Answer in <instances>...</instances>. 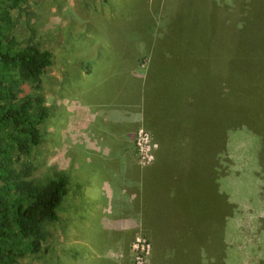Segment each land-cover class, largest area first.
<instances>
[{
	"label": "trees",
	"instance_id": "16d2710c",
	"mask_svg": "<svg viewBox=\"0 0 264 264\" xmlns=\"http://www.w3.org/2000/svg\"><path fill=\"white\" fill-rule=\"evenodd\" d=\"M143 1L114 0V17L120 18L125 7L144 8ZM24 2L0 0V264H17L42 251L48 227L58 221V208L67 194V177L63 174L46 184L31 179L32 154L42 142L41 126L50 114L40 84L53 59L48 50L32 42V28L14 30L10 10ZM160 3L165 5L159 8ZM160 3L157 10L166 12L160 18L166 34L160 38L145 36L151 26L145 23L144 32L133 39V44L145 43L149 59L142 85L144 126L139 127L150 134L158 150L148 166L161 167L182 192L188 186L204 187L207 196L183 198L184 213L177 224L188 238L186 243L192 239L189 249L193 258L198 259L200 253L206 256L208 238L214 261L221 264L226 223L238 206L220 187V181L230 174L226 145L229 133L240 122L254 139L263 135L241 106L255 101L264 104V41L258 46L252 36L253 31L264 28V0ZM28 33L30 36L23 40ZM181 35H185L186 42ZM210 36L213 42L218 39L217 45L224 43L227 48L229 44V54L224 47L211 58ZM246 36L253 39L244 40ZM247 42L255 44L258 52L246 50ZM226 54L243 64L258 56L257 65L249 63L247 68L252 73H242L246 74L241 84V71L234 76L227 74ZM128 59L119 61V67L126 66ZM26 85H32L34 91L24 93ZM253 92L259 93L256 98L250 97Z\"/></svg>",
	"mask_w": 264,
	"mask_h": 264
},
{
	"label": "rangeland",
	"instance_id": "374dc122",
	"mask_svg": "<svg viewBox=\"0 0 264 264\" xmlns=\"http://www.w3.org/2000/svg\"><path fill=\"white\" fill-rule=\"evenodd\" d=\"M24 1L17 8L10 10L14 30L32 28L34 30L31 33L32 42L40 49L48 50L53 59L52 66L44 72L40 84L45 105L49 107L50 114L44 125L41 126L43 131L42 142L32 154L34 171L31 179L36 184H46L63 172L68 177L71 175L68 172V167L72 164L71 157L68 153L64 154V150L66 145L72 142L73 130H76L78 123L82 122L78 112L79 103L74 96L84 91L82 98H88L89 96L85 94L95 88L98 82L95 85L92 83L99 79L98 76L107 71L105 69L108 67L115 70L118 67L117 63L123 62L127 58L130 60H126L128 61L126 74L123 77L118 76L121 85L123 78L132 77V79L134 78L133 82L143 78L149 60L146 45L142 41L133 44V39L144 32L145 23L151 25L147 27L148 30H145V36L159 38L164 36L166 29L160 18L166 12L157 10V6L160 4L161 7L159 6V8L165 5L160 3V0H144L142 3L144 8L140 5L132 8L125 7L120 11V18L114 17V0L109 2L104 0ZM168 22L169 19L167 18V25ZM260 28L252 33L254 43L258 46L264 41V28ZM28 36H30L29 33L22 39L24 40ZM248 36L244 40L251 41L253 38H247ZM181 39L186 42L185 35H181ZM210 39L212 42L210 46L211 58H214V55H219L220 51L224 49L225 44L217 45L218 39L213 42V36H210ZM205 42L207 41L205 40ZM256 45L247 42L245 48L250 51L256 50L254 52L256 53L258 52ZM232 48L235 51L234 47ZM237 48L239 49L238 46ZM226 50L229 54V44ZM235 53L237 52L235 51ZM226 57L228 58L227 54ZM257 57H250L252 61L249 63L252 67L257 65ZM108 58H114L112 63L107 64V67H101V62ZM249 63L246 61L243 64L241 61L236 62V60L228 58L225 62V66L228 67L227 74L234 76L240 71V74L246 71L249 75L252 73L251 69H247ZM88 71L92 72V75H84ZM246 73L239 77L240 84ZM113 85L103 84V92H109L110 89H113ZM85 90L87 91L85 92ZM23 91L24 93H32L34 89L32 85H26L23 87ZM258 94L253 92L250 97L256 98ZM241 110H244L246 115L248 112L250 119L254 120V126L261 130L264 135V104L256 101L251 105L245 103L241 106ZM58 117H61L59 122L65 119V124H68L69 127L67 131H64L65 125L63 126L62 136H64L63 132L68 134L66 140L62 142L55 140L49 133L52 125L58 122L57 119H60ZM238 123V128L235 127V130L229 133V140L226 143L228 159L230 160L228 166L230 174L220 181L221 189L229 194L230 199L235 201L238 206L233 212L234 214L232 213L233 215L231 214L232 216L230 215L227 220V232H224L222 242L223 259L219 263L264 264V136L262 135L261 139H254L256 137H253L254 134L246 129L247 126ZM138 139L140 146H137ZM153 145L148 132L141 128L136 129L133 148L138 166L147 167L150 164L148 162L154 159L153 154L157 153L158 147ZM89 172L90 170L86 177L90 176ZM103 173L101 171V177ZM99 176L100 174H97L96 177ZM78 177L83 178V175ZM257 180L260 182L259 185ZM188 187L183 192L182 198L199 199L200 196H207L203 192L204 187L202 186ZM170 197L171 195L167 196V198ZM68 199L72 200L73 198L67 194L63 198V203ZM148 243L150 248L147 255L144 246ZM131 254L132 264H135L137 259L141 260L143 264H152L151 241L145 236H137L131 245ZM142 254L144 258H137L141 257ZM216 263L218 261H214V264ZM17 264H47L46 243L39 254L26 256L20 259Z\"/></svg>",
	"mask_w": 264,
	"mask_h": 264
},
{
	"label": "crops",
	"instance_id": "0c3cea01",
	"mask_svg": "<svg viewBox=\"0 0 264 264\" xmlns=\"http://www.w3.org/2000/svg\"><path fill=\"white\" fill-rule=\"evenodd\" d=\"M113 59H104L100 66L107 67ZM126 68H106L92 83L98 82L95 88L85 94L89 100L82 98L84 91L74 96L82 122L73 130L71 144L62 148L71 157V175L61 173L67 177V194L73 199L62 200L58 221L48 227L47 264H132L131 245L137 236L151 241L152 264H214L208 238L206 256L200 253L197 259L190 255L192 239L187 244L188 238L177 224L184 213L179 185L161 167L136 164L133 138L136 129L144 126L145 77L136 82L132 77L120 78L122 86L118 76L123 77ZM105 83L114 84L106 93L102 89ZM58 122L49 133L62 142L68 134L62 136L63 126L64 131L69 127L65 119Z\"/></svg>",
	"mask_w": 264,
	"mask_h": 264
},
{
	"label": "built area",
	"instance_id": "2783aa9c",
	"mask_svg": "<svg viewBox=\"0 0 264 264\" xmlns=\"http://www.w3.org/2000/svg\"><path fill=\"white\" fill-rule=\"evenodd\" d=\"M137 146H140V142H139V139H138V141H137ZM153 146H155V145H153ZM152 160H150L148 163H150ZM142 247V246H141ZM144 248L146 249V253H147V255H148V253H149V248H150V244L148 243V244H146L145 246H144ZM137 258H144V256H143V254H142V256L141 257H137ZM143 264V262H141V260H138L137 259V262L135 263V264Z\"/></svg>",
	"mask_w": 264,
	"mask_h": 264
}]
</instances>
